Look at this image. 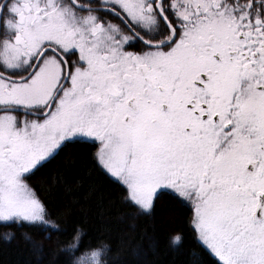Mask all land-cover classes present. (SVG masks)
<instances>
[{"label": "snow or ice", "instance_id": "6c2138e0", "mask_svg": "<svg viewBox=\"0 0 264 264\" xmlns=\"http://www.w3.org/2000/svg\"><path fill=\"white\" fill-rule=\"evenodd\" d=\"M70 147L139 213L187 202L188 264H264V0H0V226L113 264L33 182Z\"/></svg>", "mask_w": 264, "mask_h": 264}, {"label": "trees", "instance_id": "16d2710c", "mask_svg": "<svg viewBox=\"0 0 264 264\" xmlns=\"http://www.w3.org/2000/svg\"><path fill=\"white\" fill-rule=\"evenodd\" d=\"M57 168L63 179L51 200L68 210L63 221L67 231L60 240L71 234L73 226L83 225L89 238L102 237L111 245L113 264H188L195 246L189 226L190 205L163 195L150 214L139 213L135 206L125 203L117 182L97 174L80 151L71 147L33 182L44 177L51 184ZM8 231L13 232L11 241L3 238ZM24 232L29 233L30 240H25ZM176 233L183 235V244L172 247L169 241ZM36 246L42 250L37 251ZM59 248L56 235L49 240L27 226H0V264H67L68 257Z\"/></svg>", "mask_w": 264, "mask_h": 264}, {"label": "flooded vegetation", "instance_id": "af4514ba", "mask_svg": "<svg viewBox=\"0 0 264 264\" xmlns=\"http://www.w3.org/2000/svg\"><path fill=\"white\" fill-rule=\"evenodd\" d=\"M184 203H186L187 205H189L187 202H184Z\"/></svg>", "mask_w": 264, "mask_h": 264}]
</instances>
